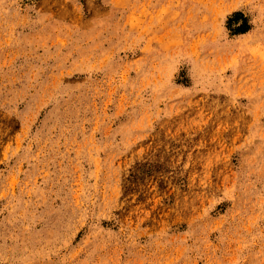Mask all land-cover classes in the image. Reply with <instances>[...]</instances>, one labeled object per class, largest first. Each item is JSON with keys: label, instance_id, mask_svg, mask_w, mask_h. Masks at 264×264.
Masks as SVG:
<instances>
[{"label": "rangeland", "instance_id": "1", "mask_svg": "<svg viewBox=\"0 0 264 264\" xmlns=\"http://www.w3.org/2000/svg\"><path fill=\"white\" fill-rule=\"evenodd\" d=\"M0 264H264V0H0Z\"/></svg>", "mask_w": 264, "mask_h": 264}]
</instances>
